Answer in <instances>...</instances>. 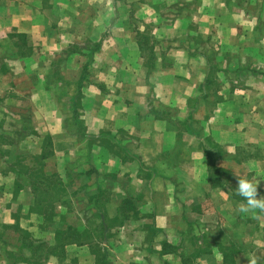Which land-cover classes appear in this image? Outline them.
I'll return each instance as SVG.
<instances>
[{"label": "crops", "instance_id": "0c3cea01", "mask_svg": "<svg viewBox=\"0 0 264 264\" xmlns=\"http://www.w3.org/2000/svg\"><path fill=\"white\" fill-rule=\"evenodd\" d=\"M0 1V264H264V213L235 194L237 174L264 196V90L240 86L249 64L264 77L248 0ZM42 157L77 193L52 208L62 227L35 213L55 190L23 184Z\"/></svg>", "mask_w": 264, "mask_h": 264}, {"label": "rangeland", "instance_id": "374dc122", "mask_svg": "<svg viewBox=\"0 0 264 264\" xmlns=\"http://www.w3.org/2000/svg\"><path fill=\"white\" fill-rule=\"evenodd\" d=\"M3 2L4 1H0V4H2ZM261 2H259L258 0H248V2H247V10L248 11L249 10L256 11L257 15L254 14V13H253V15H254V17L256 16L257 18H252V21L254 22L255 19H257L261 29H264V1L262 3ZM253 15L251 17H253ZM12 39H13L12 41H16V42L21 43V44L25 43L27 41V39L24 36H15V37H12ZM22 50L25 51L26 50V46H22ZM1 53L5 56V58H9L10 59L11 58L10 55L13 54V49H9V50L6 49L5 51H1ZM243 57L244 56H242L241 58L243 59ZM258 63H260V64L257 65L256 68L257 69H261V65H263L264 63L261 62V61H257L255 64H258ZM4 65L7 66L8 70L3 71V66ZM225 68H228L227 64H226ZM233 68H236V64L235 65H230V69L228 70V71H230L229 73H228V71L225 72V74H224L225 81L228 80L229 77L232 79V82H233V79H236L237 74L233 73ZM245 68H246L248 74H246L247 75L246 79H245V81H242L240 83V86L243 87V88L248 89L250 94L254 93L255 89L259 90L260 89V85L262 86V89L264 90V83L262 84L259 81V78H260L264 82V77H259L258 75L251 74L250 73V69H249L250 68V64L247 65ZM0 71H1L0 73L10 72L9 60L4 61V59H2L0 61ZM214 75L216 76L217 79H219V77H220L219 76V71H216L214 73ZM255 77H257V78H255ZM218 82H221V80L220 81L218 80ZM232 82H231V84H232ZM234 83L236 84L234 87H237L239 85L238 76H237L236 82H234ZM26 132H29V131H27V129H26ZM12 133L14 134L12 136V139L18 140L19 138L16 135L17 131H16V133H14L13 130H12ZM24 134H25V129L23 130L22 136ZM4 141L10 142L9 145L14 144V142L11 141V139L10 140L9 139H4L3 142ZM22 156H28V154L23 152ZM48 156H50V155H48ZM46 157H42V162L44 164H42L41 162L38 163V162H35V161H30V162L27 163L28 164V167H27L28 170L24 169V171H26V175H24L23 184H25L27 182L29 183V180L27 178H25V176L29 177L28 174H29L30 171L32 173L37 172V176L36 177H34V176L32 177L33 182H37V184H38L37 188H39L40 190H46V187L49 184V186L55 190L54 192H51V193H46L45 191H40V192H38L36 194L38 196L39 206H38L37 210H35V213L38 214V216L42 218V219L39 218V220L41 222H44L45 226L48 225L47 218H46L47 214H52V215L54 214V216H56L55 222H58V225L60 227H62L63 223H64L63 222L64 214L59 213L57 210H53L52 208L54 206L67 204L71 200V196L73 197L74 195H77V193H74V192L63 193L62 192L63 189L68 190V191L72 189V187L70 186V183H69L71 181V179L67 178L66 180H63V182L61 183L62 185H60V181H59V177L58 176H51L50 173L48 175V173L46 171L48 169L47 168L45 169V165H47ZM53 157H51V158H53ZM54 158H57L56 155H55ZM49 166H54L53 169L57 170L56 169V167H58L57 161L56 160H55V162L54 161H50ZM37 169H38V171H36ZM49 172H50V170H49ZM64 181H66L67 184ZM47 203H50V204H48L49 206L47 205ZM46 205H47L48 209H47ZM66 211H67V213L65 214V221L68 222L69 220H73V215H75V213L77 214V211L75 209H72V208L68 209V210L64 209V212H66ZM87 213H89L88 210H87ZM36 214H35V217H36ZM89 215L90 214H88V216ZM92 218H94V216ZM91 221H92V219L89 222H91ZM87 228H90L89 230H87L88 232H91V231L94 232L95 226H94L93 223H90V224H87ZM59 234H61V232ZM20 238H21L22 242L24 241V243L26 245H30L29 241L27 239L28 236L24 233V231H20ZM72 238H74V237H72ZM36 242H37L36 247L38 249H42V248L46 247L47 244H48V241H47L46 237H44V239H39ZM59 245L61 246V244H59Z\"/></svg>", "mask_w": 264, "mask_h": 264}, {"label": "clouds", "instance_id": "9594fccd", "mask_svg": "<svg viewBox=\"0 0 264 264\" xmlns=\"http://www.w3.org/2000/svg\"><path fill=\"white\" fill-rule=\"evenodd\" d=\"M236 174V173H235ZM238 177L236 195L241 197L244 203L238 205V212L244 215L264 213V196L258 198V179L256 182L247 178Z\"/></svg>", "mask_w": 264, "mask_h": 264}, {"label": "trees", "instance_id": "16d2710c", "mask_svg": "<svg viewBox=\"0 0 264 264\" xmlns=\"http://www.w3.org/2000/svg\"><path fill=\"white\" fill-rule=\"evenodd\" d=\"M69 234V235H68ZM66 238L68 237H74V239L68 238V240H77V237L79 236L78 232L76 230L72 229V226L65 231Z\"/></svg>", "mask_w": 264, "mask_h": 264}]
</instances>
